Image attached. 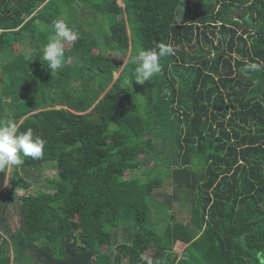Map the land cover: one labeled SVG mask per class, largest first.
<instances>
[{
  "label": "trees",
  "instance_id": "1",
  "mask_svg": "<svg viewBox=\"0 0 264 264\" xmlns=\"http://www.w3.org/2000/svg\"><path fill=\"white\" fill-rule=\"evenodd\" d=\"M61 16L79 36L52 73ZM159 42L174 53L135 83L133 57ZM0 87V122L47 142L11 187L0 171V264H264V0H0ZM182 200L186 224L152 228Z\"/></svg>",
  "mask_w": 264,
  "mask_h": 264
},
{
  "label": "clouds",
  "instance_id": "2",
  "mask_svg": "<svg viewBox=\"0 0 264 264\" xmlns=\"http://www.w3.org/2000/svg\"><path fill=\"white\" fill-rule=\"evenodd\" d=\"M50 27L53 34L43 47L41 60L54 73L64 65L66 44L75 42L79 33L62 16L53 20ZM174 51L172 44L164 42H159L151 50H140L132 59V64L135 65L133 81L141 85L150 81L162 71L161 60L167 55H172ZM250 68L256 70L258 65L252 64ZM18 129L19 124L15 119L0 122V169L18 166L25 157L36 159L44 153L47 143L45 139L37 135L32 128L22 132Z\"/></svg>",
  "mask_w": 264,
  "mask_h": 264
},
{
  "label": "rangeland",
  "instance_id": "3",
  "mask_svg": "<svg viewBox=\"0 0 264 264\" xmlns=\"http://www.w3.org/2000/svg\"><path fill=\"white\" fill-rule=\"evenodd\" d=\"M120 4L123 5L122 2H120ZM87 15H85V17H87ZM45 29H47V27H45ZM71 44H72V42L67 43L65 46V50H68L71 47ZM30 47L31 46L25 47V46H22L19 44L16 46L15 52L13 54H15L16 56H21L23 54H27L26 57L31 58L32 49ZM13 54L4 55L5 62L13 61L14 60ZM116 56L117 55L111 54V55H109V58L115 60L117 63L122 62L123 65H120V67L123 68L124 64L127 62L128 58H126V57L124 58V56H120V58H114ZM118 76H119V71L115 73V77L117 78ZM1 90H2V87H0V91ZM145 165H146L145 168H149V167L151 168V166H152L151 164H148V163H145ZM52 166H53V163H49L48 165H46L45 169L41 173L42 178H45V177L53 178V177H55L57 170L54 169ZM15 168H16L15 165L6 168L7 172H6L5 179H4L5 184H4L3 189H5L7 186L11 187L12 178H13ZM2 170L3 169H0V171H2ZM46 184H47V182L43 183V187H45ZM171 193H172L171 179L166 178L164 187L156 192L155 198L165 200V196L169 195ZM25 194H26V192H24L23 190L18 191L19 196L25 195ZM10 206L11 207L9 208V211H8L6 216H7L8 222L10 223L11 227L13 229H15L19 225L20 217H19V214L14 209V208H17V204L13 203ZM171 207L172 208H169V209L167 208L168 210L166 212H162L161 214H159L154 208L152 209V213H151L152 215L150 216L152 218V228L157 227V229H155V230L158 233H163L162 229H166V226L170 221L171 215H176L182 224H186L188 222L190 209H191V205H190L189 201H187V202H185L183 200H182V202H176L175 201ZM178 245L176 247L177 251L183 250V246L182 245L178 246Z\"/></svg>",
  "mask_w": 264,
  "mask_h": 264
},
{
  "label": "water",
  "instance_id": "4",
  "mask_svg": "<svg viewBox=\"0 0 264 264\" xmlns=\"http://www.w3.org/2000/svg\"><path fill=\"white\" fill-rule=\"evenodd\" d=\"M31 1H36V2H41L42 4H46L49 0H31ZM116 64L119 65V66H120V65H123L122 62H121V63H117V62H116ZM124 65H125V64H124Z\"/></svg>",
  "mask_w": 264,
  "mask_h": 264
},
{
  "label": "crops",
  "instance_id": "5",
  "mask_svg": "<svg viewBox=\"0 0 264 264\" xmlns=\"http://www.w3.org/2000/svg\"><path fill=\"white\" fill-rule=\"evenodd\" d=\"M121 1H119V4H120ZM121 5V4H120Z\"/></svg>",
  "mask_w": 264,
  "mask_h": 264
}]
</instances>
